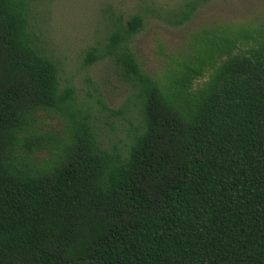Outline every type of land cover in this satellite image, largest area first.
I'll return each instance as SVG.
<instances>
[{
  "label": "trees",
  "instance_id": "1",
  "mask_svg": "<svg viewBox=\"0 0 264 264\" xmlns=\"http://www.w3.org/2000/svg\"><path fill=\"white\" fill-rule=\"evenodd\" d=\"M31 1L0 0V264H264V26L202 31L162 80L130 46L144 18L116 27L142 106L123 155L61 86Z\"/></svg>",
  "mask_w": 264,
  "mask_h": 264
},
{
  "label": "rangeland",
  "instance_id": "2",
  "mask_svg": "<svg viewBox=\"0 0 264 264\" xmlns=\"http://www.w3.org/2000/svg\"><path fill=\"white\" fill-rule=\"evenodd\" d=\"M197 3L191 19L179 21ZM184 12V13H183ZM144 18V29L131 41L142 71L162 80L174 60L202 31L216 27L264 26V0H32L30 21L38 46L60 68L61 86L76 91L79 107L92 116L106 148L127 155L142 129L141 101L123 77L106 45L116 27L133 16ZM104 59L87 65L91 52ZM45 132L61 133V119L41 114ZM47 156V154H43Z\"/></svg>",
  "mask_w": 264,
  "mask_h": 264
}]
</instances>
